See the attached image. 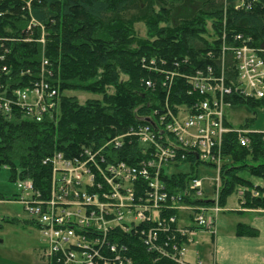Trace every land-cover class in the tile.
<instances>
[{
  "label": "trees",
  "instance_id": "16d2710c",
  "mask_svg": "<svg viewBox=\"0 0 264 264\" xmlns=\"http://www.w3.org/2000/svg\"><path fill=\"white\" fill-rule=\"evenodd\" d=\"M238 3L239 0H0L1 90L10 92L31 86L46 59L47 80L59 93L57 110L41 122L17 108L10 114L0 113V167H9L14 182L31 180L36 189L47 192L51 170L44 164L46 159L57 153L77 156L131 128L155 121L154 112L166 99L161 71L177 74L171 104L190 105L197 101L199 97L189 95V82L182 76L218 67L224 44L264 47L262 3L250 10H237ZM43 33L45 44L39 42ZM236 36L242 38L235 40ZM225 66L231 76H236L230 52ZM149 80L154 87L146 86ZM71 92L90 93L96 98L81 103L69 95ZM226 104L247 106L254 115L257 110L264 111V98L237 93ZM226 125L232 127L227 120ZM243 128H249V123ZM250 139V145L242 147L236 134L224 138L222 207L239 188L245 187L256 188L263 196L256 198L247 191L240 199L244 201L243 208L264 210V142L260 134H252ZM110 151L131 164L142 154L136 143ZM190 159L195 162L194 156ZM201 165L193 164L189 173L172 176L165 169L168 188H185L198 177ZM248 177L262 180L263 186L255 185ZM194 203L205 201L195 199ZM236 234L257 237L259 230L240 223ZM119 240L125 244L124 256L131 264H172L167 259L157 260L139 239Z\"/></svg>",
  "mask_w": 264,
  "mask_h": 264
},
{
  "label": "built area",
  "instance_id": "2783aa9c",
  "mask_svg": "<svg viewBox=\"0 0 264 264\" xmlns=\"http://www.w3.org/2000/svg\"><path fill=\"white\" fill-rule=\"evenodd\" d=\"M258 3L264 8V0H239L236 9L250 10ZM241 38L236 36L235 40ZM39 42L45 44L44 33ZM229 52L236 63L234 77L226 71ZM48 65L44 59L38 78L29 87L7 92L0 86V113L10 114L17 108L41 122L56 111L59 93L47 80ZM161 72L166 99L154 112L155 126L131 128L77 156L57 153L46 159L44 164L51 170L47 192L36 189L31 180L17 181L19 201L46 240L42 255L46 264H131L124 256L125 244L119 240L126 237L139 239L157 260L191 264L188 248L198 233L216 234L223 211L220 188L225 136L236 134L242 147L250 145L252 134H260L264 142V133L227 126L225 117L226 101L234 93L264 98V47L224 44L218 67L182 76L189 82V95L199 97L190 105L171 104L177 74ZM146 86L154 87L150 80ZM126 143L140 148L142 154L135 163L119 160L110 151ZM183 163H201L218 172L212 183L216 196L211 203H194L195 199H209L203 180L198 178L185 188H168L164 170Z\"/></svg>",
  "mask_w": 264,
  "mask_h": 264
},
{
  "label": "rangeland",
  "instance_id": "374dc122",
  "mask_svg": "<svg viewBox=\"0 0 264 264\" xmlns=\"http://www.w3.org/2000/svg\"><path fill=\"white\" fill-rule=\"evenodd\" d=\"M69 95L75 96L81 103H85L87 99L96 98L95 95L84 92H71ZM225 116L228 123L235 129H242L249 123L248 129L251 132L264 133V111L262 110H257L254 115L247 106H226ZM229 160L231 161V158ZM189 172L190 164L183 163L171 167L168 175L187 174ZM218 176V172L209 166L201 165L199 167L198 179L203 180V190L209 199L216 196L212 183ZM250 179L255 185L263 186L262 180L253 177ZM247 191L256 198L263 196V193L256 188L249 190L245 187L239 188L237 194L228 198L225 212L220 215L219 222L217 221V230L219 228L220 231L228 230L238 222H247V219L238 213L246 210L243 208L244 202L240 199H244ZM0 194L4 196V199L0 200V264H46L42 259L43 250L47 246L46 240L39 228L30 224L32 217L25 211L24 205L20 203L21 191L16 182L12 180V172L6 166L0 167ZM209 237L207 234L204 236L198 234L195 242H199L201 238H208L210 244L211 239ZM196 246L197 243H194L188 251V258L192 262L196 261Z\"/></svg>",
  "mask_w": 264,
  "mask_h": 264
},
{
  "label": "crops",
  "instance_id": "0c3cea01",
  "mask_svg": "<svg viewBox=\"0 0 264 264\" xmlns=\"http://www.w3.org/2000/svg\"><path fill=\"white\" fill-rule=\"evenodd\" d=\"M238 213L242 214L247 222H238L228 230L220 231L219 228L216 236L199 233L203 236L209 235L211 243H208V238H201L199 242H194L197 243L196 261L201 260L208 264H264V211L246 209ZM240 223L256 228L259 230V235L257 237L238 236L236 231Z\"/></svg>",
  "mask_w": 264,
  "mask_h": 264
}]
</instances>
